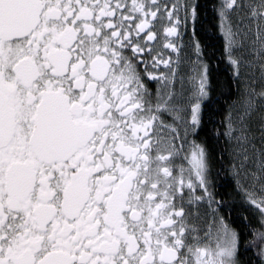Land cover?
<instances>
[{
    "label": "snow or ice",
    "instance_id": "obj_1",
    "mask_svg": "<svg viewBox=\"0 0 264 264\" xmlns=\"http://www.w3.org/2000/svg\"><path fill=\"white\" fill-rule=\"evenodd\" d=\"M0 264H264V0H0Z\"/></svg>",
    "mask_w": 264,
    "mask_h": 264
},
{
    "label": "flooded vegetation",
    "instance_id": "obj_2",
    "mask_svg": "<svg viewBox=\"0 0 264 264\" xmlns=\"http://www.w3.org/2000/svg\"><path fill=\"white\" fill-rule=\"evenodd\" d=\"M214 87H215V85H214ZM219 96V93H218V91L215 93V95H214V99L215 98H217ZM221 103H222V101H221ZM217 108H218V106L217 105H215V104H213V105H211L210 106V113L211 112H215L216 110H217ZM231 189H229V191H230Z\"/></svg>",
    "mask_w": 264,
    "mask_h": 264
}]
</instances>
